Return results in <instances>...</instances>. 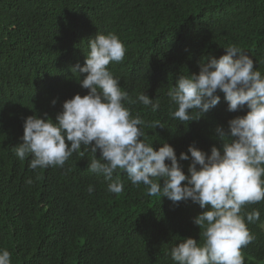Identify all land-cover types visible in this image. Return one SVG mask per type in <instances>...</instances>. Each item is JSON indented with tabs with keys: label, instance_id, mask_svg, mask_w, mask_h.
Returning <instances> with one entry per match:
<instances>
[{
	"label": "trees",
	"instance_id": "obj_1",
	"mask_svg": "<svg viewBox=\"0 0 264 264\" xmlns=\"http://www.w3.org/2000/svg\"><path fill=\"white\" fill-rule=\"evenodd\" d=\"M97 33L125 46L124 59L108 69L136 101L124 103L145 121L142 139L154 150L167 142L177 157L191 144L219 147L213 129L245 114L228 112L217 92L220 103L202 118L193 110L195 121L173 119L167 93L178 75L198 73V62L219 58L228 45L264 75V0H0V249L11 264H174L169 252L181 238L202 243L203 229L192 223L198 205L150 197L122 172L124 190L109 192L103 176L88 171L83 146L63 167L32 170L31 157L15 155L26 117L54 119L65 100L87 94L71 68L84 65ZM142 93L159 101L155 113L136 100ZM180 163L187 174L189 161ZM253 210L260 219L245 224L255 239L241 252L264 264V200L241 215Z\"/></svg>",
	"mask_w": 264,
	"mask_h": 264
},
{
	"label": "clouds",
	"instance_id": "obj_2",
	"mask_svg": "<svg viewBox=\"0 0 264 264\" xmlns=\"http://www.w3.org/2000/svg\"><path fill=\"white\" fill-rule=\"evenodd\" d=\"M87 48L84 65L71 68L87 94L65 100L54 119L47 113L26 117L22 142L13 147L15 155L20 160L31 157L32 170L63 167L83 146L91 153L88 171L102 175L109 192L124 190L118 178L122 172L133 185L143 184L150 197L167 198L173 204L191 201L202 209L192 218L203 229L202 243L181 238L169 252L174 264H244L241 248L255 239L245 219L255 222L260 213L241 215V211L246 204L264 200V75L255 61L228 45L219 58L208 56L198 62V73L176 77L167 93L175 105L173 119L195 121L193 110L202 118L220 103L217 92L223 94L228 112L245 113L229 119L226 128L213 129L219 147L213 145L205 152L191 144L177 157L167 142L155 150L146 143L142 139L145 121L125 107L124 102L136 101L108 69L111 62L124 59L126 49L119 37L97 33L87 40ZM136 100L154 113L160 108L159 101L145 93ZM153 126L162 128L159 121ZM182 161H189L187 174ZM26 183L31 184V179ZM87 191L91 194L94 189L90 185ZM0 264H11L6 249H0Z\"/></svg>",
	"mask_w": 264,
	"mask_h": 264
},
{
	"label": "rangeland",
	"instance_id": "obj_3",
	"mask_svg": "<svg viewBox=\"0 0 264 264\" xmlns=\"http://www.w3.org/2000/svg\"><path fill=\"white\" fill-rule=\"evenodd\" d=\"M262 230H263V232H264V224H263V226H262ZM243 255V254H242ZM244 256V255H243ZM244 263H246V264H252L253 262H252V260L251 259H249V258H247L246 256H244Z\"/></svg>",
	"mask_w": 264,
	"mask_h": 264
}]
</instances>
